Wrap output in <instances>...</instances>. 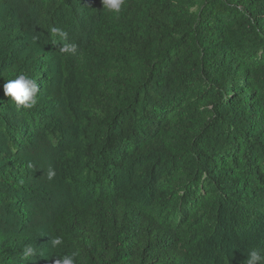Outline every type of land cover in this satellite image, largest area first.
Here are the masks:
<instances>
[{"label":"trees","instance_id":"16d2710c","mask_svg":"<svg viewBox=\"0 0 264 264\" xmlns=\"http://www.w3.org/2000/svg\"><path fill=\"white\" fill-rule=\"evenodd\" d=\"M20 73L31 109L3 93ZM256 247L264 0H125L118 16L0 0V264H247Z\"/></svg>","mask_w":264,"mask_h":264},{"label":"clouds","instance_id":"9594fccd","mask_svg":"<svg viewBox=\"0 0 264 264\" xmlns=\"http://www.w3.org/2000/svg\"><path fill=\"white\" fill-rule=\"evenodd\" d=\"M103 5V12L119 15L122 11V6L125 0H101ZM51 32L53 35L58 36L63 41L60 51L67 57H75L79 55V48L75 42H68L67 33L59 27H52ZM35 41V37L33 38ZM39 87L37 83L31 79L27 74L20 73L14 79H8L3 85V93L5 97L10 98L9 102L17 109H31L38 100L37 93ZM50 177L54 173L49 174ZM63 244V237L57 236L49 240V245L53 248H58ZM34 253V249L29 245L24 256L27 258ZM80 253L74 251L71 254L63 255L54 259V264H76ZM247 264H264V247H256L248 252Z\"/></svg>","mask_w":264,"mask_h":264}]
</instances>
